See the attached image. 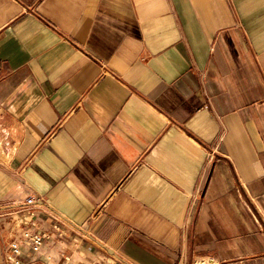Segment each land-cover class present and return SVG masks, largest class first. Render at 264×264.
<instances>
[{"label": "crops", "instance_id": "1", "mask_svg": "<svg viewBox=\"0 0 264 264\" xmlns=\"http://www.w3.org/2000/svg\"><path fill=\"white\" fill-rule=\"evenodd\" d=\"M30 195L23 264H264V0H0V206Z\"/></svg>", "mask_w": 264, "mask_h": 264}, {"label": "built area", "instance_id": "2", "mask_svg": "<svg viewBox=\"0 0 264 264\" xmlns=\"http://www.w3.org/2000/svg\"><path fill=\"white\" fill-rule=\"evenodd\" d=\"M36 200L37 198L30 195L22 203L0 206V220L6 223V231L1 234V239L8 245L5 257L10 264H23L19 258L22 249L25 247L30 254H35L43 240L42 232L28 229L34 216L33 206ZM197 263L205 264L204 261Z\"/></svg>", "mask_w": 264, "mask_h": 264}]
</instances>
